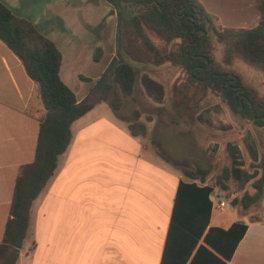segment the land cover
Here are the masks:
<instances>
[{
	"label": "crops",
	"instance_id": "0c3cea01",
	"mask_svg": "<svg viewBox=\"0 0 264 264\" xmlns=\"http://www.w3.org/2000/svg\"><path fill=\"white\" fill-rule=\"evenodd\" d=\"M0 1L56 45L62 54L60 77L69 88L71 76L85 75L87 65L103 61L104 67L93 71L102 75L118 59L117 13L104 0ZM198 1L210 16V23L214 20L221 32L255 27L261 18L259 4L264 2ZM92 47L102 50L98 62L91 53ZM168 70L164 69L162 75ZM147 74L163 84L155 73ZM75 94L78 101L87 96ZM103 103L72 124L71 143L33 202L29 230L16 264H264V213L259 220H249L250 211L240 213L237 204H231L234 196L229 202L216 186L218 169L214 171L211 164L221 149L218 135L212 138L207 133L202 141L193 142L183 157L163 152L170 160L185 161L191 168L207 171L201 182L165 160L155 145L158 142L163 148L166 133L176 139L185 137L189 132L182 128L188 127L187 121L178 123L171 116L161 121L159 114L144 126L145 136H133L127 122L116 117L126 123L125 129L101 115L99 107ZM43 112L37 85L19 57L0 40V243L19 169L34 161L38 118ZM210 118L209 115L201 126L207 123L213 127ZM246 139L247 157L258 161V157L254 158L255 146ZM224 149L230 158L231 181L241 186L253 182L251 176L258 171L246 167L240 146L231 140ZM181 183L212 188L208 196L211 206L198 197L190 198L184 190L178 209L182 217L194 218V229L173 232L171 225ZM220 202L229 205L233 212L220 208ZM204 216L207 226L202 229ZM235 223L246 225L242 239L233 253L219 250L224 233ZM177 246L188 250L187 257L164 261L165 250L172 251Z\"/></svg>",
	"mask_w": 264,
	"mask_h": 264
},
{
	"label": "trees",
	"instance_id": "16d2710c",
	"mask_svg": "<svg viewBox=\"0 0 264 264\" xmlns=\"http://www.w3.org/2000/svg\"><path fill=\"white\" fill-rule=\"evenodd\" d=\"M117 13V60H114L96 83L90 88L87 96L78 101L75 92L69 88L60 77L62 54L56 45L41 35L27 20L16 17L10 8L0 1V40L21 60L27 75L37 85L38 93L44 106V112L38 118L39 133L34 161L21 166L15 182L13 198L6 222L3 240L0 243V264H16L20 250L30 226L31 208L35 199L43 191L53 176L60 155L68 149L72 140L71 126L86 115L97 104L107 103L115 116L129 124L133 136L146 135L145 128L137 122L139 113L134 117L122 115L121 109L125 98L132 95L138 84L137 72L131 63L132 55L126 54L124 59L121 50L124 48L125 36L141 43L155 55V63H171L184 69L191 81L206 82L210 88L235 114L253 121L258 126H264V106L256 103L254 98L243 92L240 103L237 87L240 79L233 81L234 76L225 71L214 69V62L209 55V38L206 24L211 22L203 6L198 0H104ZM261 18L259 23L249 29H226L219 37L226 44V60L241 59L248 66L264 72V2L259 4ZM191 12L202 15V21L188 17ZM147 29L161 36L167 44L178 40L177 49L160 52L152 43ZM203 32H206L204 38ZM141 46L137 47L138 49ZM102 50L97 48L94 60L99 61ZM145 94L157 104L165 99V87L148 74L140 79ZM250 102V104L248 103ZM241 107L244 110L241 111ZM156 147L162 157L181 167L189 178L204 182L208 172L191 168L188 162L170 160L161 150L158 142ZM254 158L257 159L256 154ZM258 173H253L251 186L254 194L246 192L241 198H234L233 206L242 203L245 209L260 201L264 196V159L251 166ZM230 167L223 169L216 179V186L222 191H228L231 180ZM196 199L206 201L212 192L210 187H198L195 184L181 183L173 213L171 231L194 229V218L180 215L179 198L182 192ZM199 210L205 208L197 207ZM199 222V221H198ZM202 229L207 226V216H204ZM199 224V225H200ZM197 225V227H199ZM246 225L235 223L224 233L221 251H231L242 239ZM208 236V235H207ZM206 236V238H207ZM205 238V239H206ZM207 240V239H206ZM189 254L185 247L177 246L175 250H165L166 259L179 260ZM230 257V256H229ZM164 264V262H163Z\"/></svg>",
	"mask_w": 264,
	"mask_h": 264
},
{
	"label": "rangeland",
	"instance_id": "374dc122",
	"mask_svg": "<svg viewBox=\"0 0 264 264\" xmlns=\"http://www.w3.org/2000/svg\"><path fill=\"white\" fill-rule=\"evenodd\" d=\"M78 2V0H77ZM202 21V19L200 20ZM216 22L212 20V23L206 24V30H208L209 47L208 52L210 57L214 62V69L225 71L234 76V79H240L241 85L244 91L248 92V95L254 98V101L262 106H264V72L248 66L241 59H233L232 61L226 60V44L219 37L222 34L220 29H216ZM219 30V31H218ZM149 37L152 43L156 46L157 50L167 52L176 50L178 40L172 41L169 44L153 31L147 29ZM129 35L125 36L124 48L121 50L124 59H127L126 54L132 55V61L138 77V84L134 93L124 100V104L121 109V114L127 115L128 117H134L135 113H139V118L137 122L143 127L146 126L149 119L160 114V120L165 119L166 116H171L175 121L188 122V127L182 128L183 130H188V134L181 139L173 138L169 133L165 134L162 139V152L168 154H178L183 157V155L188 154L191 145L197 141H202L207 133L211 134L214 138L218 135V142L221 146L219 153L214 157L213 164L211 167L215 171L217 170L216 179L221 176L223 169L230 167V158L224 149L227 141H233L240 146L241 151L246 159V167L252 171L254 170L251 166L257 165L258 162L264 159V126H258L253 121L233 113L227 105L205 84L203 81L193 82L190 80L188 73L181 69L178 65H172L171 63H155V55L153 52L149 51L140 42L136 43L135 40H131ZM141 46V49L137 47ZM96 49L92 47L91 53L94 55ZM91 63L90 66L85 67V75L82 76H71L69 80L70 87L77 93L79 97L88 94L90 88L96 83L100 78L101 74L93 72L96 70H101L104 67V62L101 61L100 64ZM168 70V74L163 76V70ZM87 71V72H86ZM92 72V74H91ZM151 73L163 81L165 85V99L162 103L164 107L159 108L153 105V101L145 94L143 87L141 85L140 79L143 74ZM142 87V88H141ZM246 89V90H245ZM147 96V97H146ZM149 98V99H148ZM152 102V103H151ZM250 104V102L248 101ZM101 115L109 117L112 120L118 122L119 125L123 126L125 129L126 123L123 121H118L114 115L110 106L103 103L99 107ZM244 108L241 109V111ZM210 118L211 127L205 123L204 127L201 126L202 122H207ZM162 117V118H161ZM167 118V117H166ZM159 131V127L157 129ZM157 136V133H156ZM251 141L255 146V151L258 157V161H253L252 158L247 157V147L244 144V139ZM212 140V139H211ZM194 147V145H193ZM194 149V148H193ZM216 166V168H215ZM228 182L229 190L222 191L218 188L219 193L223 198L228 199L229 202L233 198H241L246 192L254 194L251 183L241 186L238 183ZM232 185H231V184ZM231 196H234L231 198ZM231 198V200L229 199ZM240 213H246L250 211L251 216L249 220H259V215L264 213V196L262 199L251 206L249 210L243 207L242 203L237 204ZM227 212H233L226 207ZM31 239L28 238L27 242Z\"/></svg>",
	"mask_w": 264,
	"mask_h": 264
},
{
	"label": "flooded vegetation",
	"instance_id": "af4514ba",
	"mask_svg": "<svg viewBox=\"0 0 264 264\" xmlns=\"http://www.w3.org/2000/svg\"><path fill=\"white\" fill-rule=\"evenodd\" d=\"M196 13H198V12H191L190 14H189V16L188 17H191L192 19H196V21H197V18H198V16H197V14ZM242 87H240V86H238L237 87V94H240V96L241 95H243V92H241V89ZM244 96V95H243ZM244 98V97H243ZM242 98V99H243Z\"/></svg>",
	"mask_w": 264,
	"mask_h": 264
},
{
	"label": "water",
	"instance_id": "95a60500",
	"mask_svg": "<svg viewBox=\"0 0 264 264\" xmlns=\"http://www.w3.org/2000/svg\"><path fill=\"white\" fill-rule=\"evenodd\" d=\"M196 14H197V16H198L197 21H200L201 18H202V15H201L200 13H196ZM203 34H204V38H205L206 35H207L206 32H203ZM233 81L235 82V81H237V79H234ZM240 90H241V92H244V89H243V88H241ZM243 97H244L243 95L240 96V103H242V98H243ZM242 108H243V107H241V109H242ZM261 118L264 120V117H261Z\"/></svg>",
	"mask_w": 264,
	"mask_h": 264
},
{
	"label": "built area",
	"instance_id": "2783aa9c",
	"mask_svg": "<svg viewBox=\"0 0 264 264\" xmlns=\"http://www.w3.org/2000/svg\"><path fill=\"white\" fill-rule=\"evenodd\" d=\"M218 205H219L220 208L226 207V204L224 202H220Z\"/></svg>",
	"mask_w": 264,
	"mask_h": 264
}]
</instances>
